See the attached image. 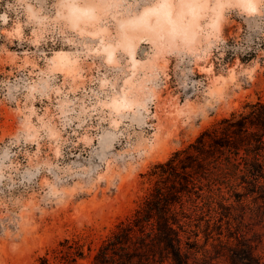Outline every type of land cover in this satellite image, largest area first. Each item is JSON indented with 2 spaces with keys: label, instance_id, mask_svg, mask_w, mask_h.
Listing matches in <instances>:
<instances>
[{
  "label": "rangeland",
  "instance_id": "obj_1",
  "mask_svg": "<svg viewBox=\"0 0 264 264\" xmlns=\"http://www.w3.org/2000/svg\"><path fill=\"white\" fill-rule=\"evenodd\" d=\"M161 1L0 0V264H41L72 237L88 239L91 264L155 164L264 104V0L253 12L198 0L190 41L124 32Z\"/></svg>",
  "mask_w": 264,
  "mask_h": 264
},
{
  "label": "trees",
  "instance_id": "obj_2",
  "mask_svg": "<svg viewBox=\"0 0 264 264\" xmlns=\"http://www.w3.org/2000/svg\"><path fill=\"white\" fill-rule=\"evenodd\" d=\"M148 175L150 191L91 264H264V235L255 229L264 228V104L222 119ZM235 220L241 235L232 232ZM91 253L87 238L72 237L38 260L79 264Z\"/></svg>",
  "mask_w": 264,
  "mask_h": 264
},
{
  "label": "bare ground",
  "instance_id": "obj_3",
  "mask_svg": "<svg viewBox=\"0 0 264 264\" xmlns=\"http://www.w3.org/2000/svg\"><path fill=\"white\" fill-rule=\"evenodd\" d=\"M179 1L180 6L177 12H175L176 8L172 0H162L157 6L145 10L141 15L133 19H129L121 26L124 32L131 29V35L137 33L139 41H148L157 36L160 37V33H165L169 38L180 37L183 41H190L195 36L194 27L201 5L198 3V0ZM238 2L242 7L250 12L258 10L259 8L257 0H238ZM73 10L77 15L85 16L92 13V9L88 7H76ZM187 16L188 20L186 21L185 17Z\"/></svg>",
  "mask_w": 264,
  "mask_h": 264
},
{
  "label": "clouds",
  "instance_id": "obj_4",
  "mask_svg": "<svg viewBox=\"0 0 264 264\" xmlns=\"http://www.w3.org/2000/svg\"><path fill=\"white\" fill-rule=\"evenodd\" d=\"M8 7H11V5H8Z\"/></svg>",
  "mask_w": 264,
  "mask_h": 264
}]
</instances>
